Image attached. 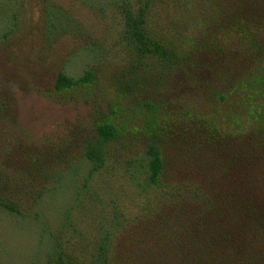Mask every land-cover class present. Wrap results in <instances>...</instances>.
I'll list each match as a JSON object with an SVG mask.
<instances>
[{
	"label": "trees",
	"instance_id": "obj_1",
	"mask_svg": "<svg viewBox=\"0 0 264 264\" xmlns=\"http://www.w3.org/2000/svg\"><path fill=\"white\" fill-rule=\"evenodd\" d=\"M107 1L121 23L114 45L91 39L92 63L78 75L63 68L55 81L57 92L87 96V124L22 168L5 162L0 210L37 219L33 205L73 177L74 202L56 232L44 229V264H264V0ZM56 7L44 21L48 43L83 35ZM179 86L193 91V104L171 109L166 92ZM117 151L133 189L102 193L110 209L98 216L110 226L76 245L72 215L89 193L103 206L93 178L107 189Z\"/></svg>",
	"mask_w": 264,
	"mask_h": 264
},
{
	"label": "rangeland",
	"instance_id": "obj_2",
	"mask_svg": "<svg viewBox=\"0 0 264 264\" xmlns=\"http://www.w3.org/2000/svg\"><path fill=\"white\" fill-rule=\"evenodd\" d=\"M107 2L0 0V169L5 162L22 168L23 161H28L29 157L46 147L49 152H53L48 147L62 145L61 141L70 131H74L75 127L82 130L87 124L92 109L85 101L87 96L57 92L55 81L63 68L72 75H78L86 67V62L92 63L85 50L91 39L104 41L107 47L114 45L121 23L117 10L107 7ZM50 5L57 6L80 25L83 35H76L78 31L72 30L54 44L48 43L44 35L47 32L44 21ZM111 62H116L114 68L117 70L118 62L114 59ZM111 74L108 69L100 74L104 90L110 85ZM185 88H175V94L171 93L173 88L167 90L166 93L172 98L169 104L171 109L177 104L179 107L193 104V91ZM99 97H102L100 92ZM122 154V151H117L110 160L118 162L108 170L111 176L107 177L106 190L100 183L101 179L93 178L92 192L96 194V188H100L103 206L99 203L100 199L93 198L89 193L84 196L83 205L75 209L72 221L82 234L74 233L68 225L67 231L74 236V244L81 245L85 237L91 241L102 226H110L109 221L99 220L100 214L98 216L100 208L110 209L106 205L109 199L103 195L109 187L113 186L118 191L123 187L125 191H129L128 187L133 189L129 179L132 172L126 171L125 165L123 167L119 162ZM167 154L170 172L177 178L175 149L169 148ZM73 183L76 180L72 177L66 182L67 186H63L53 196L52 193H45L40 202L33 205V209L41 212L37 219L23 220L0 210V262L44 264L50 248V241L44 231L50 229L56 232L62 218L61 210L75 200ZM111 192V197L118 195V192ZM121 197L126 205L130 204L131 197L126 192Z\"/></svg>",
	"mask_w": 264,
	"mask_h": 264
}]
</instances>
